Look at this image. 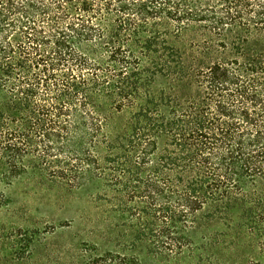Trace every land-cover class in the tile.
<instances>
[{
  "label": "trees",
  "instance_id": "trees-1",
  "mask_svg": "<svg viewBox=\"0 0 264 264\" xmlns=\"http://www.w3.org/2000/svg\"><path fill=\"white\" fill-rule=\"evenodd\" d=\"M27 161L121 185L169 257L208 208L264 222V0H0V163Z\"/></svg>",
  "mask_w": 264,
  "mask_h": 264
},
{
  "label": "rangeland",
  "instance_id": "rangeland-1",
  "mask_svg": "<svg viewBox=\"0 0 264 264\" xmlns=\"http://www.w3.org/2000/svg\"><path fill=\"white\" fill-rule=\"evenodd\" d=\"M157 31L161 47L189 49L206 38L195 27L176 34L173 23ZM160 86H168L165 78L151 92ZM143 208L108 178L75 189L31 161L18 175L0 163V264H264V222L211 216L208 208L196 219L191 248L169 257L155 250Z\"/></svg>",
  "mask_w": 264,
  "mask_h": 264
}]
</instances>
